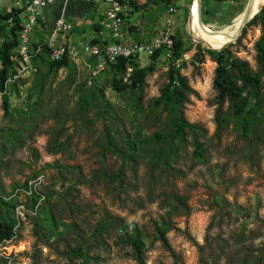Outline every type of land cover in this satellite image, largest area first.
<instances>
[{"label": "rangeland", "instance_id": "rangeland-1", "mask_svg": "<svg viewBox=\"0 0 264 264\" xmlns=\"http://www.w3.org/2000/svg\"><path fill=\"white\" fill-rule=\"evenodd\" d=\"M16 1L0 0V14L11 4L19 7ZM140 1L132 6L140 7L141 16L135 15L131 27L141 31L138 20L155 18L148 33L152 34L154 26L160 29L170 18L179 44L178 58L161 54L142 86L116 90L111 68L92 75L93 62L78 56L57 71H50L42 59L36 75L17 82L14 89L8 83V116L2 107L5 92L0 91V195L7 196L32 174L43 173L41 191L53 192L50 199L59 204L55 214L62 219L57 229H49L38 208L14 238L0 242V264H137L127 241L135 232L143 242L146 264H241L242 259L244 264H257L261 250L264 261V117L247 137L232 117L217 131L216 62L208 52L215 49L193 35L190 22L193 11L199 13L198 0ZM247 2L208 0L204 6L202 1V23L209 30L232 27ZM220 4L225 8H217ZM171 6L175 11H169ZM253 17L222 47L260 74L264 93V64L256 50L264 15L252 21ZM133 62L146 66L149 58L142 55ZM171 67L194 90L187 94L182 114L200 129L196 134L186 131L182 140L172 137L175 116L154 101ZM229 73L242 85L234 70ZM84 98L88 102L82 110ZM229 109L225 101L223 111ZM11 131L16 138L8 135ZM106 131L119 146L136 140V164H125L121 180L116 173L122 158L107 149ZM195 137L203 144L200 156L192 143ZM160 144L163 154L156 155ZM166 156L171 168L163 162ZM66 190L67 200L58 202L56 192ZM178 196L188 209L178 203ZM163 223L171 249L155 230L156 224L164 228ZM81 241L89 247L87 260L72 252Z\"/></svg>", "mask_w": 264, "mask_h": 264}, {"label": "trees", "instance_id": "trees-1", "mask_svg": "<svg viewBox=\"0 0 264 264\" xmlns=\"http://www.w3.org/2000/svg\"><path fill=\"white\" fill-rule=\"evenodd\" d=\"M203 5H206L208 0H202ZM134 4V3H133ZM209 5V4H208ZM217 8L224 9L223 4L216 5ZM211 7V6H210ZM206 13H209V8L205 9ZM21 8H11L8 12L0 14V91L5 92L7 85L6 80L14 73V63L11 60V55L14 53L15 47L17 46V31L20 27V17ZM264 7L251 19L254 21L257 17L263 19ZM9 17L13 18V24L10 25L6 21ZM179 50V44L176 42V38L173 35V46L169 53L172 54V58L175 60L178 58L177 51ZM256 50L258 60L264 64V32L261 34L259 39L256 42ZM165 49H159L154 54L148 56L149 64L146 66H140L137 63L133 62L134 59H138V56L130 58H120L116 62L109 63L105 68H111L114 73L113 87L116 90L122 91L129 89L133 86H142L144 83L145 76L153 71L155 60L163 53H166ZM211 58L216 62L215 69V78L214 86L217 90L218 106L216 108V124L217 131L222 130L230 121V118L236 120V124L240 130V133L245 137L249 136L254 132L256 127L259 125V120L264 117L263 111V100L264 93H262L263 84L260 79V74L254 72L248 68L246 62L236 58L233 54L227 49L223 48L222 50H208ZM168 53V52H167ZM44 59L48 62V69L50 71H57L62 66H67L69 64L70 58L63 57L59 61H50L47 58L45 52L40 54L39 58L34 62L40 68V60ZM94 65V59L89 58ZM35 72L32 76L36 75L39 71ZM102 69V70H105ZM131 68L129 72L127 69ZM230 69L234 70L238 76V79L242 80V85H239L238 82L230 75ZM101 70V71H102ZM127 74L126 81L123 82V76ZM119 76V78H116ZM25 78H19L18 80L11 82L13 89L17 86V82ZM194 92V90L189 86L185 76L181 75L179 70L171 67L169 69L168 81L165 84L160 96H158L154 101L156 104H164L175 116L173 122L172 137L178 140L184 139L185 132L188 131L192 134H196L200 129L196 124L188 122L182 114L183 103L187 100V94ZM228 101L229 104V113L223 111V103ZM88 102L84 98L80 107L82 110H85V104ZM2 107L4 110V115H10V101L9 96L6 92L2 97ZM9 136L16 138L14 131L9 132ZM106 147L111 149L114 153L118 154L122 158V163L116 173L118 179H122L124 175V168L127 162H130L132 166L136 164L137 158L135 156L137 147L136 140H125L124 144L119 146L113 140V137L110 136L109 132L106 131ZM156 137H159L158 133H155ZM173 141V139L171 140ZM192 143L195 146V151L197 155H202L203 144L195 137ZM171 144V142L169 143ZM163 144H160L155 151L156 155L163 154ZM168 156L164 159V164L171 168V164L168 161ZM17 187V186H15ZM14 187V188H15ZM13 188V189H14ZM67 191L65 192H56L59 195V201L67 200ZM45 199L42 201L39 206V211L41 212V220L43 224L49 229H57L59 227V221L62 220L55 214V211L59 209V204L52 201L50 198L53 192H46ZM38 198V195H33L29 198L30 203L33 205ZM178 203L183 206L185 209H188V206L185 204L182 197H176ZM17 201L15 198L6 200L0 196V209H4L5 212L2 213L0 210V242L4 239H10L14 234V227L17 223L14 215V207ZM236 211H238L236 209ZM38 215V214H37ZM38 217V216H37ZM38 228H42L41 224L35 221ZM65 227H69L72 224L66 222H61ZM164 228L159 224H156L155 230L158 237L162 243L168 248H170L168 238L165 235L166 226L163 223ZM84 241V240H83ZM79 245L72 252L76 255L82 256L87 260V253L89 247L85 248ZM127 241L134 247L135 250V259L137 264H146L144 255H143V242L140 239V234L135 232L132 236L127 237ZM263 250L260 252V259L257 264H264L263 259ZM5 261V260H4ZM246 260H240L241 264H244ZM173 264H180L178 261H175Z\"/></svg>", "mask_w": 264, "mask_h": 264}, {"label": "built area", "instance_id": "built-area-1", "mask_svg": "<svg viewBox=\"0 0 264 264\" xmlns=\"http://www.w3.org/2000/svg\"><path fill=\"white\" fill-rule=\"evenodd\" d=\"M58 0H26L23 6L24 15L20 17V27L17 31V46L11 55L14 63V73L6 80L8 83L14 82L19 78H28L38 70V65L34 63L43 52L46 53L50 61H59L63 57L73 59L78 56H85L94 59L91 67L92 75L104 69L109 63L116 62L120 58H130L135 56H150L159 49H165L168 53L173 46V27L170 18L165 19L163 26L158 29L156 34L148 40H127L126 39V20L130 14L133 3L136 0H92L101 1L107 4L103 15V27L110 34L111 40L105 44H98L93 41H68V36L72 30V23L67 20L62 12L54 21L53 27L45 41H34L32 32L38 23L40 9ZM66 6L72 1L86 0H59ZM170 12L175 11L174 7L169 8ZM13 24V18L9 17L6 21ZM44 182L43 173H35L28 177L22 184L5 195H0L9 200L15 198L17 203L14 207L16 225L11 240L16 236L17 228L25 222L31 214H36L45 194L41 191ZM38 195L36 202L28 204L29 198ZM120 232L124 229L120 228Z\"/></svg>", "mask_w": 264, "mask_h": 264}, {"label": "crops", "instance_id": "crops-1", "mask_svg": "<svg viewBox=\"0 0 264 264\" xmlns=\"http://www.w3.org/2000/svg\"><path fill=\"white\" fill-rule=\"evenodd\" d=\"M25 1L26 0H17L15 3L19 4L20 6L17 7L11 4L7 7L6 12L14 7L21 8V13L19 14V16L23 17V6L25 4ZM139 3H144V0H141ZM106 6L107 4L104 2L92 0H86L82 2L72 1L69 2L66 6H64L63 3L59 0L55 1L52 4H49L40 9L38 23L34 27V30L32 32V38L34 41H45L53 27L55 19L63 12L67 20L72 23V30L68 36V41H93L98 44H105L111 40L109 32L104 29L102 23ZM151 6L153 9L156 7L154 5ZM135 8H137V10H135ZM139 8L140 7L135 6L133 9L132 7L131 13L126 20L125 28L127 30V40H148L158 31V28L154 26L152 34H148L151 25H153V23L155 22V18H152V21L148 19V17L142 21L136 19L138 20L137 23H143V30L141 31H138V29L134 28L133 26L131 27L135 15H138V18H140L141 16V9ZM148 12H150V10H148Z\"/></svg>", "mask_w": 264, "mask_h": 264}, {"label": "bare ground", "instance_id": "bare-ground-1", "mask_svg": "<svg viewBox=\"0 0 264 264\" xmlns=\"http://www.w3.org/2000/svg\"><path fill=\"white\" fill-rule=\"evenodd\" d=\"M263 4L264 0H254L250 8V15L256 12ZM190 22L193 28V35L197 39H199L201 42L203 41V44H209L208 46L213 48H220L236 39L235 36L238 34L243 23V13L240 16V19L235 22L232 27H225L222 29L221 33H213L207 27H205L203 23L201 24L199 22V13L196 9L191 14Z\"/></svg>", "mask_w": 264, "mask_h": 264}, {"label": "water", "instance_id": "water-1", "mask_svg": "<svg viewBox=\"0 0 264 264\" xmlns=\"http://www.w3.org/2000/svg\"><path fill=\"white\" fill-rule=\"evenodd\" d=\"M254 2V0H248L244 10H243V23H242V26L241 28L239 29V32L236 36V38L239 36V34L241 33L242 31V28L244 27V25L250 20L251 17H253L255 15L256 12H254L253 14L250 15V8L252 6V3ZM201 3H202V0H198V5H199V22L202 24V19H201ZM222 14H225L224 12H222ZM212 31L213 33H221L222 29L220 30H210ZM223 48V47H221ZM221 48H212V49H215V50H219Z\"/></svg>", "mask_w": 264, "mask_h": 264}]
</instances>
